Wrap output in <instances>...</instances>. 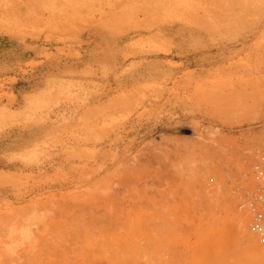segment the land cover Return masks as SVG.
Masks as SVG:
<instances>
[{"label":"rangeland","instance_id":"rangeland-1","mask_svg":"<svg viewBox=\"0 0 264 264\" xmlns=\"http://www.w3.org/2000/svg\"><path fill=\"white\" fill-rule=\"evenodd\" d=\"M0 16V133L17 123L20 116L18 101L6 89L12 81L4 79L15 63L27 58L29 52H23L20 44L44 48L51 58V51L66 57L71 52L68 49L81 45L82 33L90 28L125 38L120 69L89 70L88 86L51 88L30 102L22 115L25 122L57 126L51 134L31 138L32 151L24 159L30 174L15 175L16 183L10 186L13 189L0 198V253L22 228L19 212L31 205L36 204L34 215L55 211L45 217L46 224L51 225L50 231L60 233L61 222L72 221L73 212L80 206L109 201L107 188L118 184L113 174L131 167L130 162L139 154V164L146 163L159 151L155 146L162 144L160 137L167 128V137L179 144L193 138L197 148L190 149L189 158H178L170 167L155 158L153 163L137 166L140 175L131 176L139 182L131 178L132 186L128 185L131 180L123 186L139 193L132 201L141 202L137 218L142 222L153 224L169 217L175 226L167 222L170 227L164 233L174 231L179 239H192L197 236L196 226H204L200 230L202 264H222L226 243L221 235L232 233L235 219L248 215L249 222L254 221L256 208L258 211L264 202H260L264 189L259 184L264 176L255 163L264 161V0H0ZM168 29L176 32L175 43L167 39ZM15 46L18 50L13 52ZM168 54H174L170 55L172 61L167 60ZM28 66L40 69L41 64ZM217 144L224 146L225 154L241 158L242 186L248 184L247 195L241 187L236 191L229 158L215 147ZM176 153L181 156L183 151ZM250 158L256 160V166L251 162L254 169ZM180 165L192 169L186 179L163 185L156 180L163 170L177 171ZM103 182L106 184L97 189ZM123 193L114 199L131 202L128 192ZM231 194L238 197L232 200ZM127 222L129 229L126 223L123 228L127 232L121 228L125 238L135 235L133 231L140 233L137 221ZM39 228L31 226L35 240L44 231ZM253 233L258 242V235ZM35 246L26 243L15 250L18 256L38 251L22 254L20 264H64L69 260L58 246ZM91 254L85 258L101 264V255ZM82 258L79 260L88 262ZM4 259L0 257V264Z\"/></svg>","mask_w":264,"mask_h":264},{"label":"bare ground","instance_id":"bare-ground-1","mask_svg":"<svg viewBox=\"0 0 264 264\" xmlns=\"http://www.w3.org/2000/svg\"><path fill=\"white\" fill-rule=\"evenodd\" d=\"M16 14L20 15L19 17L23 16L21 12L19 11ZM0 20L3 21L2 16H0ZM7 35L14 36V34H12L11 31H7ZM13 120L16 121V118H13ZM166 129L167 128H165V131L161 134V137H160V141H162V144L159 143L155 146V148L159 151L151 157L149 155L148 157L150 158L146 159L147 160L145 161L146 163H149L150 161L151 163H153L152 160L155 158L157 159L158 162L164 161L165 164H169L166 167H170L171 164L175 162L178 158L182 159V157L184 156L186 158H189L190 154L188 153H190L189 152L190 149L197 148V144L194 145V143H196V140L195 142H193V138L190 140L189 139L185 140L183 144L182 143L179 144L177 143L175 139L170 138L169 135L167 137ZM196 138L198 141L202 140L201 137L199 136ZM211 144H214V143L212 142ZM215 147H217L223 153V155H227L225 154L226 150L223 145L217 144ZM176 151L177 152L183 151V154L181 156H177ZM227 156L229 158L227 163L230 164L229 170H231V172L234 173V175L232 174L231 179L234 182L236 191H238V188L241 187V191L245 190V195H247L248 188H249L248 184H247V187H245V185L242 186V183L245 184V181H243L242 180L243 178L241 177V173H243L242 170L244 169V167L241 164V161H242L241 158L238 159L237 157H235V155H227ZM137 157L133 160V162H130V165H132L131 167H129V165L126 167H122L121 169L117 170L113 174L114 175L113 177L117 179L118 184L113 186L114 188L109 187L106 190V194H107L106 196L111 197L113 199H114L113 196L117 197V196H120L121 193L124 194L123 191L125 192V195L127 194L126 192H128V195L126 196H128L129 198L128 200L131 202L129 203L121 202L120 203L119 202L120 198L119 199L117 198V200L114 199L115 201H112L110 198L109 201L105 200L101 204L95 205L93 207L92 206H86V207L80 206L79 208H77L76 206H74L73 208L74 209L77 208V209L72 214V217H74L73 220L72 221L68 220L67 222H64V223L61 222V225L58 228L60 233H54L55 231H50L51 225H49L48 223L46 224L47 218L45 217H48V215H52L53 213H55V211H53L52 209H49L43 212L45 216H42V215L38 216L36 214L35 215L31 214L36 204L31 205L28 209H25L19 212V216H21L20 221H22V228L19 230V232L17 231L18 229L16 230L18 233L15 232L16 234L13 235V237H11L10 243H6V246L4 247L3 252L0 253V255H2L0 257H2V259H4L5 257L6 260L5 259L4 260L7 261L6 262L7 264H20L22 254L29 255V254H34L35 252H38V251L37 250H33L30 252L25 251L20 256H18V254H15V250L20 247H24L26 243L29 244V247L30 246L33 247V244L36 243V246L34 247V249L36 247L41 248L42 246L46 248L52 247L53 249H55L57 246L60 247L62 253L65 254L64 258H69V260H66L64 264H86V263L88 264L90 263L89 261L90 257L88 258L89 259L88 260L87 258H85L86 256L85 254H87V256H90L92 255L91 253H97L96 256L101 255V261H102L100 262L101 264H188V263L189 264H202L203 254H204V243H203V239L200 237V236H203L200 234L201 233L200 230L202 228H203L202 230H204V226L201 229H199V227L196 226L198 234L200 235H198L196 231V233L194 232V234H196L197 236L196 237L193 236L192 239L189 237L190 233L188 235L189 238L186 237L184 239H179L181 237H178L176 235L177 232L175 233V235H174V231H172L173 233L169 232L170 234L164 233L167 230H169V227H170V226H167V222L170 223V221L167 220V218L169 219V217L164 216L166 219H164L163 217H160V219L162 218L165 221L160 222L158 220L157 222H153V224L147 223V221L142 222L140 218H137L138 213H139L138 206L141 205V202L140 200L139 202L132 201V200H137V197H138L137 194L139 193L135 192L136 190L135 188L134 189L132 188L133 189L132 190L131 188L129 189V187L127 186L128 188L127 190H125L126 188L124 187L125 183H127V181L129 180L131 181H129L128 185H131V183L133 182L132 179H136L134 181L139 182V180H137L138 178H134V177L132 178V176L137 177V174L139 176L140 174L138 172H141V171H138L139 167L137 166L141 167L143 164H146V163L143 162V164L140 165L139 163L142 162L140 161L141 159L139 158L140 154L137 155ZM250 159L251 160H249V164L254 169L252 163H254V161L256 160L252 162L253 159L252 158ZM155 162L156 161H154V163ZM255 163H257L256 165L258 164L260 165V169L262 167L263 169L262 171L258 167L257 168L259 169L258 171L261 172L260 175L264 176V161L263 162L256 161ZM255 163H254V166H256ZM181 166L182 165L178 167L177 171H173V172L171 171L172 173L168 172L169 170L167 172L166 170H163L166 173L163 172L162 174H159L156 180H158V182L163 185L164 183L168 184L169 182H172L173 179H178V178L179 180L180 178L186 179L185 177H188L190 174H192V172L190 173L192 169L191 168L188 169V168L181 167ZM136 167L138 170L136 169ZM132 172L135 175H133ZM155 172L157 171L155 170ZM145 173H141V174L142 175L144 174V176H146L147 174ZM149 174L151 173L149 172ZM260 175H258L257 173L258 179L260 178L259 177ZM152 176L150 177V179L152 178ZM15 177L16 176L14 174H11V173L5 174L3 172H0V187L14 186L16 183ZM155 177H157V175H155ZM108 179L105 180V182H107ZM261 179L262 178H260L259 180L261 182V183L259 182V184H260L261 189H264V180L262 179L263 180L262 181ZM147 181H148L147 183H149L148 178H147ZM105 182L101 183L102 185L98 184L96 188L98 189L102 187ZM155 182L157 181L151 180L150 183L154 185L155 184L158 185V183H155ZM162 185H159V186H162ZM230 196L232 197V200H235L236 197H238L237 194H231ZM107 197H105L104 199H106ZM261 197L263 196L261 195ZM259 206H262V203ZM135 207H138V209L136 210ZM253 207H254V204H253ZM247 208L246 210L249 209ZM70 210H72V208H70ZM255 211L257 212V208ZM250 212H252V210ZM252 215H253V212H252ZM86 216L89 218L88 221H86L85 219ZM231 216H230L231 219L233 217L235 219V216H233L232 214ZM249 217L247 215L245 216L243 220H240L239 218V219H235L236 221L233 219L235 222L233 226L230 225V227L232 226L231 227L232 233L228 235L230 233V231H228L229 233H226L227 236H223V234L221 235L222 236L221 240L222 238H224L223 243L224 244L226 243L225 245H223L222 243L224 248H226V251L224 250L223 252L224 257H223L222 264H264V251L262 250V248L264 249V247L263 245L260 246L261 244V242L259 241L260 238H258V242H257V238H256L257 236H255L253 231H251L252 229H250L251 227L250 223L252 220L250 219V222H249ZM152 218L153 220L155 218L157 220V217L155 218L152 217ZM123 220H125V222L121 223V221ZM119 221L120 223H118ZM127 221H131V223L137 221V224H138L137 229L139 230L140 233L136 234V231H137L136 230L135 232L133 231L135 235L130 234L132 235L131 238H130V235L129 237H127L128 235H126V238H125L122 235V229L125 227L124 226L125 223H126V228L129 229L127 227L129 226V224H127L128 223ZM254 221H252V224L254 223ZM164 223L166 224L164 225ZM121 224H123V227H120L122 226ZM135 224L133 225L130 224V226H136ZM170 225L175 226L174 224H171V223ZM178 225L179 224H177V229H178ZM31 226L35 227L36 230H39L40 229L39 227L44 228L42 236L40 237L41 240L40 238L35 240V236H34L35 230L33 231L31 229ZM227 226L228 225H226V227ZM180 227L181 226H179V229ZM182 227H184V225ZM190 228L191 227H189V229ZM252 228H253V225H252ZM13 231L15 230L13 229ZM158 231L160 233H158ZM124 232H127V231L124 230ZM181 234H182V231H181ZM202 234H203V231H202ZM81 252L82 254L84 253V256L78 255ZM79 257L81 258L83 257L82 259L84 260L87 259L88 262L84 263L83 261L79 260L81 259ZM4 260H2L3 262L1 261V264L5 263Z\"/></svg>","mask_w":264,"mask_h":264},{"label":"crops","instance_id":"crops-1","mask_svg":"<svg viewBox=\"0 0 264 264\" xmlns=\"http://www.w3.org/2000/svg\"><path fill=\"white\" fill-rule=\"evenodd\" d=\"M176 38V32L173 29H168L167 39L171 43H175ZM124 39L123 36L113 37L98 28H90L82 33L81 45L77 46L78 48L73 46V48L68 49L71 54L68 53L64 57L56 54V51V53L51 51L52 55L54 54V57L51 58L48 57V51L44 48L37 50L34 47L26 48L20 44L23 52H29L27 58L15 63L14 71L10 70L4 76V79L12 81L10 87H6V89L9 91L7 93L13 95L18 101L20 116L17 118V123L4 133H0V172L14 175L30 174L28 171L29 164H26L24 159L31 154V138L40 136L42 133L51 134L53 128L57 126L56 123L53 125L49 122H25L26 120L22 118V115L28 109L30 102L54 87L63 88L65 85L78 86L79 84L88 86L91 82L86 77L90 72L89 70L103 67L120 69L125 52ZM58 49L60 47L55 48V50ZM17 50L15 46L13 52ZM170 55L174 56V54H168L167 60L172 61ZM31 63H40V69L30 68L28 65ZM50 118L52 119V117ZM44 130L46 131L44 132ZM11 189L13 188L0 187V198Z\"/></svg>","mask_w":264,"mask_h":264},{"label":"built area","instance_id":"built-area-1","mask_svg":"<svg viewBox=\"0 0 264 264\" xmlns=\"http://www.w3.org/2000/svg\"><path fill=\"white\" fill-rule=\"evenodd\" d=\"M261 200H263L262 197L260 198V201ZM254 218L253 231L259 236L260 242L264 246V202L262 203V207L255 212Z\"/></svg>","mask_w":264,"mask_h":264}]
</instances>
